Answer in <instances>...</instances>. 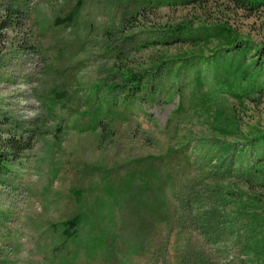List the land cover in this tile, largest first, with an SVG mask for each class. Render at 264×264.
Wrapping results in <instances>:
<instances>
[{
  "label": "rangeland",
  "instance_id": "rangeland-1",
  "mask_svg": "<svg viewBox=\"0 0 264 264\" xmlns=\"http://www.w3.org/2000/svg\"><path fill=\"white\" fill-rule=\"evenodd\" d=\"M77 1L0 0L1 158L8 137L31 145L7 156L8 162L0 158L9 168L0 170V264H264L263 229L253 227L262 232L258 236L245 223L247 213L264 218L256 206L244 207L246 195L260 191L257 184L232 180L228 202L219 205L210 195L185 210L171 192V175H190L180 169L184 155L195 174L203 165L196 158L203 138L221 137L191 98L200 65L185 71L183 59L210 60L224 44L211 39L149 45L157 31L180 23L220 25L249 42L246 60L261 61L264 0H248L259 3L253 9L226 0L187 7L80 0L71 24H55ZM163 59L173 72L179 69V77L166 78L163 67L150 83L154 63ZM209 68H201L203 93L216 91ZM128 73L144 74L136 94L123 79ZM259 82L264 83L262 74ZM53 91L67 97L57 103ZM180 102L184 110L175 114ZM211 104L236 120L232 138L264 129V90L241 102L215 94ZM98 105L103 112L110 106L112 114L100 120L81 116ZM170 152L179 153L166 156ZM214 173L206 183L223 185ZM201 213H214L210 228L196 221ZM76 215L81 223L68 236L61 223Z\"/></svg>",
  "mask_w": 264,
  "mask_h": 264
},
{
  "label": "trees",
  "instance_id": "trees-1",
  "mask_svg": "<svg viewBox=\"0 0 264 264\" xmlns=\"http://www.w3.org/2000/svg\"><path fill=\"white\" fill-rule=\"evenodd\" d=\"M206 1L207 0H153L156 7L161 5L171 7H187L191 5L200 6ZM226 1L232 3L239 9H253L257 4H259L249 2L248 0ZM80 2L81 1L78 0L76 5L64 18H56L55 24H71L80 11ZM4 26V23H2L0 25V29ZM157 32L159 33L154 38L156 41L150 40V46L157 44L167 47L176 43H188L195 45L198 43L208 42L211 39H221L216 41L217 44H224L223 47H219L214 51L212 54L213 58L210 60L202 58L200 62H198V60L194 59L201 56H190L183 59V63L186 62L184 67L185 71L194 69V66L197 64L200 65V68L195 70L194 78L191 80L194 87L197 88L191 91V98L199 101L200 105H198L196 111H200V113H203L204 115L207 114L209 116V122H207L210 129L215 133H218L221 137L214 136L211 139L206 137L203 138L202 145H200L201 154L199 153L198 157L196 156L197 161L201 160L203 165L197 166V173H192L190 170L192 167L190 158L187 157V155H184V166L181 165L180 169L182 172L187 171V174H190L189 177L184 178L183 175L179 176L176 174V179L174 180L173 176H170V180H172L171 192L175 201L179 205V208L181 210H185L193 200L200 203L204 199H210V195L217 197L216 203L219 205L228 202L230 200L229 198L234 194L230 185L233 182L232 180H235L237 182L245 181V184L248 185V187H251L250 185L253 182L260 187V191L258 193L246 195L247 203H245L244 207L249 204L248 207L256 206V210L260 211L261 209L264 212V129L262 131H258L253 137L236 135L232 138L231 136L234 135L236 128V120H234V117L226 115L224 108H222V110H213V104H211L213 95L215 94L226 93L236 101L241 102L247 98H251L253 93L263 91L264 83L262 84L259 82V76L261 74L264 76V55L262 56L261 61L259 58H248V60H246V56L251 50V47L248 44L249 42L236 40L234 32L225 26L215 25L192 28L190 25L180 23L176 27L165 28L162 31L159 30ZM231 41L232 43H230ZM166 64L167 61H165V59L161 62L154 63L153 73H150L147 78L150 83L157 79L158 74H160V70L163 67L166 68L164 71L167 70L164 73L166 78L175 77L176 79L179 77V69L173 72L172 67L165 66ZM202 66L212 67L209 69L212 70V77L214 79L216 91L209 90L204 93L199 91L202 87ZM254 68L257 69L254 70ZM123 77V79L128 82L127 86H133L134 94L140 91L141 87L139 84L141 82V78H144V74L136 76L128 73L124 74ZM112 89V86H107L105 88L107 92H111ZM52 95L53 99L57 103L67 97V93L65 91H53ZM177 107L178 108L175 110V114L184 110L181 102ZM112 112L113 111L110 106H107L106 110L103 112L102 107L98 105L93 108L92 112H82L81 116H91V114H94L97 116V119L100 120L101 116H109ZM96 128L97 127H93L92 129ZM227 137H231L232 139L229 140ZM3 144L4 155L2 158L0 155V158L2 161L5 159V162H8V160H6L7 156H18L22 151L29 150L31 148L30 144L22 145L21 140L15 137L6 138ZM177 153L179 152H170L167 153L166 156L177 155ZM216 159L218 160L217 162ZM5 164L0 163V170H9ZM217 169L218 171H216ZM214 172L221 174L220 178H223V181L225 182L223 185L217 187L216 185H212L211 187L206 183L208 180L212 181V178H214L212 175L215 174ZM177 177H179L178 183L176 182ZM259 181H262V183ZM195 185L200 186L196 187L198 189L197 191L194 190ZM241 195L245 196L244 193ZM200 209H203V207H200ZM243 212L246 214L245 211ZM211 214L214 216V213H201L198 215L196 221L203 227L210 228L213 224H210L211 221H214V217H212ZM80 223L81 217L76 215L66 221H63L61 225L65 227L64 233L68 236H72L76 233ZM170 223L171 220L168 217L166 225ZM245 223L252 228L253 234L255 235L261 236V233L264 232V218L260 216L258 219L257 211H255L253 215L247 213L245 216ZM256 226L258 228L261 227L263 231L260 233L257 229L254 230L253 227ZM261 239L264 240V234H262V237L259 238V242Z\"/></svg>",
  "mask_w": 264,
  "mask_h": 264
}]
</instances>
